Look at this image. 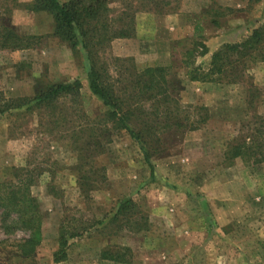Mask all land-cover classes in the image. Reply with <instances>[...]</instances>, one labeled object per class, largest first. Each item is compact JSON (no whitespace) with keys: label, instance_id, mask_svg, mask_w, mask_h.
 I'll return each instance as SVG.
<instances>
[{"label":"rangeland","instance_id":"1","mask_svg":"<svg viewBox=\"0 0 264 264\" xmlns=\"http://www.w3.org/2000/svg\"><path fill=\"white\" fill-rule=\"evenodd\" d=\"M29 1L0 0V23L36 36L27 48L0 51V99L73 79L80 87L0 113V181L13 168L30 176L40 221V242L25 257L17 242L27 231L0 212V264H264V161L251 154L264 140V44L251 56L233 54L215 81L184 76V61L206 71L214 50L257 29L264 0H109L108 15L127 13L134 29L103 50L109 72L165 66L173 84L168 117L155 92L139 100L141 121L130 122L151 133L152 175L139 144L90 93L81 54L52 35L50 14L22 8ZM173 119L186 125L167 126ZM242 141L251 153L231 155ZM125 198L133 206L113 216ZM61 227L83 230L61 246Z\"/></svg>","mask_w":264,"mask_h":264},{"label":"trees","instance_id":"2","mask_svg":"<svg viewBox=\"0 0 264 264\" xmlns=\"http://www.w3.org/2000/svg\"><path fill=\"white\" fill-rule=\"evenodd\" d=\"M249 4L260 0H246ZM109 0H30L24 3L22 8L30 11H45L51 15L53 28L52 35L60 41L66 43L71 49L78 51L85 64V77L88 89L102 105L106 107L107 118L123 128L129 138L139 144L143 152L144 161L149 167V173H153V165L146 151V140L151 133L142 132L140 129H134L130 122L141 121L140 98L143 95L160 94L163 99L162 107L168 114L175 107V100L166 96L169 87L173 84L170 78H167V67L148 66L141 71L133 72L129 68L116 69L117 76L112 75L108 69V61L102 56L103 50L114 38H128L133 36L132 17L127 13H119L114 19L108 15L110 11ZM109 16V17H108ZM117 23L113 26L111 22ZM197 28V27H196ZM33 35H19L9 26L0 23V51L10 52L18 49L27 48L35 39ZM264 44V20L261 25L254 29L249 36L241 42L224 43L210 54L209 67L206 71H199L197 67H191V63L184 61V76L190 81H215L216 75L223 74L229 65H231L233 54L246 55L251 53L249 50L261 49ZM252 51V52H253ZM264 52V51H263ZM260 58H264L258 53ZM124 71H128L123 74ZM128 82L129 89L124 85ZM80 82L73 79L70 82L53 83L39 89L32 97H19L16 99H0V113L11 108H20L22 106L37 107L47 103L61 95L78 94ZM138 94V96L136 95ZM142 94V95H141ZM154 118L158 114L149 112ZM153 118V117H152ZM153 118V119H154ZM188 124V129L196 128L194 121ZM146 123V120H145ZM186 125V123H183ZM178 119L167 121V126H184ZM262 125H260V128ZM264 128V125H263ZM264 134V132H262ZM256 145V144H255ZM251 145L246 143H236L231 150V155L236 156L241 153L250 152ZM253 161H264V140L259 148H254ZM258 150V151H256ZM20 168H13L12 179L0 181V212L1 220L13 218L10 226L16 224L27 231V236L17 242L19 253L22 256L30 255L40 242V221L36 210V202L29 194L28 187L33 180L30 176L20 174ZM130 198L122 199L118 202L113 216L120 214L128 207L133 206ZM132 204V205H131ZM83 228L66 231L60 228L59 245H63L65 237L78 235ZM102 254H107L105 250ZM64 253L59 249L52 254L53 261L62 259ZM111 256V255H109Z\"/></svg>","mask_w":264,"mask_h":264}]
</instances>
